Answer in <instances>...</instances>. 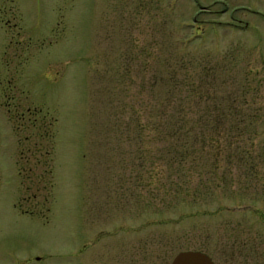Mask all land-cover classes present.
<instances>
[{
  "label": "rangeland",
  "instance_id": "1",
  "mask_svg": "<svg viewBox=\"0 0 264 264\" xmlns=\"http://www.w3.org/2000/svg\"><path fill=\"white\" fill-rule=\"evenodd\" d=\"M182 250L264 264V0H0V264Z\"/></svg>",
  "mask_w": 264,
  "mask_h": 264
},
{
  "label": "water",
  "instance_id": "2",
  "mask_svg": "<svg viewBox=\"0 0 264 264\" xmlns=\"http://www.w3.org/2000/svg\"><path fill=\"white\" fill-rule=\"evenodd\" d=\"M170 264H214L211 257L202 251L182 250L174 255Z\"/></svg>",
  "mask_w": 264,
  "mask_h": 264
},
{
  "label": "trees",
  "instance_id": "3",
  "mask_svg": "<svg viewBox=\"0 0 264 264\" xmlns=\"http://www.w3.org/2000/svg\"><path fill=\"white\" fill-rule=\"evenodd\" d=\"M206 124H207V121L203 119L202 125H206ZM168 136L173 137L175 139L182 137V136H185L188 139V141L190 142L189 145H179V148H180L179 150H181V149H183V150L179 151V153L177 155H175V158H179L180 161H183V159H185L186 157H188L190 155L189 154L190 149L192 150V152L196 151V143H198L199 147H201L203 145V143L206 141V135L205 134L200 135L199 139L196 135H194V139L190 141L189 140V134L187 132L185 134L183 132H180L179 130L176 131L175 129L168 131ZM182 142H184V141H182ZM210 147H214V146L211 145Z\"/></svg>",
  "mask_w": 264,
  "mask_h": 264
},
{
  "label": "flooded vegetation",
  "instance_id": "4",
  "mask_svg": "<svg viewBox=\"0 0 264 264\" xmlns=\"http://www.w3.org/2000/svg\"><path fill=\"white\" fill-rule=\"evenodd\" d=\"M15 164H16L15 165L16 172L18 174V161ZM256 245H257L256 243H252V246H256ZM254 251H256V249H254ZM251 255H253V254H251ZM251 255H248V253L245 254L244 252L236 255V254H234V253L231 252V253H229V258H228L229 262L228 263H230L232 261L234 264H252L251 261H252L253 257ZM233 257L234 258L237 257V259L234 260ZM213 263L214 264H217L214 261H213Z\"/></svg>",
  "mask_w": 264,
  "mask_h": 264
}]
</instances>
